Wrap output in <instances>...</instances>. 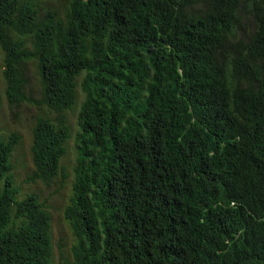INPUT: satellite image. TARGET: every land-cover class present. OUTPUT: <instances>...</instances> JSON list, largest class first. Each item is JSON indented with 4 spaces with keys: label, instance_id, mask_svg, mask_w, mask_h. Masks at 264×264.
<instances>
[{
    "label": "trees",
    "instance_id": "1",
    "mask_svg": "<svg viewBox=\"0 0 264 264\" xmlns=\"http://www.w3.org/2000/svg\"><path fill=\"white\" fill-rule=\"evenodd\" d=\"M52 3L0 0V52L7 107L51 114L30 130V184L67 179L81 77L73 243L55 264H264V0ZM17 141L0 137V264H50V214L14 186Z\"/></svg>",
    "mask_w": 264,
    "mask_h": 264
},
{
    "label": "rangeland",
    "instance_id": "2",
    "mask_svg": "<svg viewBox=\"0 0 264 264\" xmlns=\"http://www.w3.org/2000/svg\"><path fill=\"white\" fill-rule=\"evenodd\" d=\"M52 4L60 10L67 6L66 0H55V3ZM1 66L0 52V137L5 138L9 134H14L18 138L10 157L14 186L19 190V195L33 194L37 197L39 203L46 206L50 214V241L52 246L50 264H55L59 252L63 256H69V247L73 243L67 225L61 218V210L66 205L69 197L72 169L76 157L74 139L77 134V128L75 118L83 99V95L78 88L81 77L76 79L75 99L72 108L65 113L68 139L64 144L65 154L60 164L65 169L64 173H66L67 179L60 181L58 176L50 188H44L39 182L35 184L26 182L32 172L29 154L30 130L35 117L44 116L50 118L51 114L43 107H34L26 103L21 104L17 109L10 110L3 97L4 84L1 77ZM28 76L30 83L27 93L32 94V97L35 98L38 86L37 77L32 66L28 69Z\"/></svg>",
    "mask_w": 264,
    "mask_h": 264
}]
</instances>
